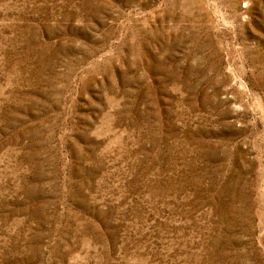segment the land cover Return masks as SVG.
<instances>
[{"label": "rangeland", "instance_id": "obj_1", "mask_svg": "<svg viewBox=\"0 0 264 264\" xmlns=\"http://www.w3.org/2000/svg\"><path fill=\"white\" fill-rule=\"evenodd\" d=\"M0 264H264V0H0Z\"/></svg>", "mask_w": 264, "mask_h": 264}]
</instances>
